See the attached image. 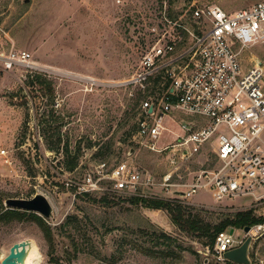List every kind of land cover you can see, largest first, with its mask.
I'll return each mask as SVG.
<instances>
[{
  "label": "rangeland",
  "instance_id": "374dc122",
  "mask_svg": "<svg viewBox=\"0 0 264 264\" xmlns=\"http://www.w3.org/2000/svg\"><path fill=\"white\" fill-rule=\"evenodd\" d=\"M258 1L0 0V30L16 48L32 53L42 67L63 73L46 74L54 87L51 104L38 87L28 88L20 74L0 70V150H7L11 161L4 166L0 159V210L4 211L8 199L29 200L37 194L46 196L53 208L45 220L51 238L34 221H0V264L15 243L25 240L40 251V264H68V259L74 260L72 264H112V256L117 259L115 264H232L217 262L205 245L207 240L179 231L165 210L134 206L127 200L177 199L200 170H214L217 165L210 153L184 159L176 170L168 153L138 144L134 133L140 88L117 83L137 72L143 52L166 33L164 12L180 13L185 20L183 16L194 6L217 5L231 12L248 9ZM251 56L263 61L264 45L244 51L248 67ZM78 76L91 77L99 85L86 88ZM42 113L60 119V150L48 149L47 127L38 122ZM168 140L165 136L162 142ZM65 141L70 151L79 153V165L73 171L68 170ZM120 162L134 167L143 179L131 194L114 191L106 177L99 181L108 191L106 202L100 201L105 194L83 197L74 187L64 185V178L81 182L88 173L97 178L99 164L106 165L101 171L104 175ZM168 175L170 181L165 183ZM263 194L264 190L256 192V196ZM188 203L194 214L211 225L246 210L264 217V199L216 201L201 191ZM68 217L73 219L61 231ZM257 227H251L249 234L232 228L240 245L252 237L250 264H264V230ZM162 234L172 240L159 238ZM167 251L171 254L166 257Z\"/></svg>",
  "mask_w": 264,
  "mask_h": 264
},
{
  "label": "built area",
  "instance_id": "2783aa9c",
  "mask_svg": "<svg viewBox=\"0 0 264 264\" xmlns=\"http://www.w3.org/2000/svg\"><path fill=\"white\" fill-rule=\"evenodd\" d=\"M181 15L174 20L164 12L166 33L143 52L137 72L117 83L139 87L143 93L151 88L140 105L134 139L153 152L168 153L176 170L184 159L212 154L216 168L200 170L192 184L183 186L187 190L177 198L183 205L201 191L216 201L253 197L260 202L264 194L256 196V192L264 190V60L251 57L248 67L243 53L264 45V0L231 12L217 5H199L183 16L185 20ZM0 70L26 80L63 74L42 67L1 30ZM77 78L86 88L99 85L91 77ZM165 136L171 141L161 146ZM0 159L4 166L11 165L7 150H0ZM105 167L98 165L97 178L89 173L81 182L64 178V185L74 187L77 195H91L107 194L99 183L102 177L110 179L119 193L131 194L143 184L140 173L127 162L101 175ZM170 178L165 176L164 182ZM3 209L0 214L9 208L4 204ZM257 226L264 230V225ZM240 244L226 230L216 236L210 252L223 263L227 261L224 254Z\"/></svg>",
  "mask_w": 264,
  "mask_h": 264
},
{
  "label": "trees",
  "instance_id": "16d2710c",
  "mask_svg": "<svg viewBox=\"0 0 264 264\" xmlns=\"http://www.w3.org/2000/svg\"><path fill=\"white\" fill-rule=\"evenodd\" d=\"M179 14H171L170 18L174 20H178ZM27 87L31 88V90H35L36 87H38L37 90L44 93V96L48 98V100H51V104L53 103L54 98V87L53 82L48 80L47 77L43 75H36L33 78L27 79ZM151 88L148 87L145 93H143L141 90L138 92L139 98L137 99V103L139 104L137 113H139L140 105L142 101L148 96V92ZM38 122L40 125H46V133L45 135L49 137L48 141V149L50 150H60L63 141L61 139L60 134V119L59 117L56 118L53 113L50 115H46L45 113H42L38 117ZM52 124H57V127H51ZM51 132V134H50ZM55 139V141H53ZM70 145L69 142L65 141L63 145V150L65 154L67 155V166L68 170L73 171L75 168L79 165V153L76 154V152H72L69 149ZM108 194L103 195L100 201L106 202ZM79 196L83 197H91L90 194H82ZM127 200L130 202V204L134 206H138L139 204H142L144 207L151 208L153 210H165L170 218L172 223L179 229V231L193 235L199 239H206L205 245L209 247L210 250L214 248L215 239L216 236L226 231L229 227L233 229H244L246 227H253L254 225L263 224L264 223V217H258L254 214L253 210H246V211H240L237 212L235 215H233L230 218H227L223 220L222 222L211 225L209 223H205L198 214H194L193 211L183 205L179 202L177 199L172 200H162V199H140L136 197H129ZM96 202V201H94ZM73 219V217H68L67 221L60 226V230L66 228V226L69 225V222ZM34 221L36 222L39 227L46 232L48 235V238H51V229L47 225L45 219H43L41 216L32 213V212H25L20 210H12L8 209L4 213L0 214V221L5 222H11V221ZM159 238H163L166 241L172 240L169 236L166 235H159ZM167 250L170 248V244H166ZM171 253L170 251H167L165 255L166 257L169 256ZM73 259H68L67 263L72 264ZM109 262L112 264H115L117 262V259L112 256L109 259ZM56 264V262H55ZM57 264H64V263H57ZM234 264V263H232Z\"/></svg>",
  "mask_w": 264,
  "mask_h": 264
},
{
  "label": "water",
  "instance_id": "95a60500",
  "mask_svg": "<svg viewBox=\"0 0 264 264\" xmlns=\"http://www.w3.org/2000/svg\"><path fill=\"white\" fill-rule=\"evenodd\" d=\"M29 0H25L28 2ZM151 112V110H150ZM5 205L12 210H20L25 212H32L43 219L47 220L50 218L53 212L52 205L46 196L42 194L35 195L32 199H8ZM227 231L233 234L232 228L229 227ZM244 232L249 234L251 232L250 227L244 228ZM252 237L248 236L242 245L236 247L224 254V258L234 264H250L248 257V250ZM32 247V242L30 240L21 241L15 243L9 251V254L3 259L2 264H25L29 251Z\"/></svg>",
  "mask_w": 264,
  "mask_h": 264
},
{
  "label": "bare ground",
  "instance_id": "6f19581e",
  "mask_svg": "<svg viewBox=\"0 0 264 264\" xmlns=\"http://www.w3.org/2000/svg\"><path fill=\"white\" fill-rule=\"evenodd\" d=\"M41 254L36 245L32 242V247L29 251L28 258L25 264H40Z\"/></svg>",
  "mask_w": 264,
  "mask_h": 264
},
{
  "label": "crops",
  "instance_id": "0c3cea01",
  "mask_svg": "<svg viewBox=\"0 0 264 264\" xmlns=\"http://www.w3.org/2000/svg\"><path fill=\"white\" fill-rule=\"evenodd\" d=\"M251 57H256V56H251ZM251 57H249V58H251ZM263 139H264V138H263ZM169 141H171V138H169V140H168L167 142H169ZM167 142H163L161 146H164ZM161 146H160V147H161Z\"/></svg>",
  "mask_w": 264,
  "mask_h": 264
}]
</instances>
